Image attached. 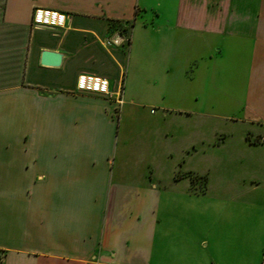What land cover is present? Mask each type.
<instances>
[{
  "label": "crops",
  "instance_id": "obj_1",
  "mask_svg": "<svg viewBox=\"0 0 264 264\" xmlns=\"http://www.w3.org/2000/svg\"><path fill=\"white\" fill-rule=\"evenodd\" d=\"M258 135L264 0H0V264H264Z\"/></svg>",
  "mask_w": 264,
  "mask_h": 264
},
{
  "label": "built area",
  "instance_id": "obj_2",
  "mask_svg": "<svg viewBox=\"0 0 264 264\" xmlns=\"http://www.w3.org/2000/svg\"><path fill=\"white\" fill-rule=\"evenodd\" d=\"M66 18L67 16L59 11L34 9L32 11L31 23L34 26L63 28ZM75 88L80 93L110 96L108 81L104 78L84 74L78 75L75 80Z\"/></svg>",
  "mask_w": 264,
  "mask_h": 264
},
{
  "label": "water",
  "instance_id": "obj_3",
  "mask_svg": "<svg viewBox=\"0 0 264 264\" xmlns=\"http://www.w3.org/2000/svg\"><path fill=\"white\" fill-rule=\"evenodd\" d=\"M59 62V55L50 53V52H43L41 54L40 63L43 65H51L56 66Z\"/></svg>",
  "mask_w": 264,
  "mask_h": 264
},
{
  "label": "rangeland",
  "instance_id": "obj_4",
  "mask_svg": "<svg viewBox=\"0 0 264 264\" xmlns=\"http://www.w3.org/2000/svg\"><path fill=\"white\" fill-rule=\"evenodd\" d=\"M257 141V142H260V141H264V135H258L256 137H252V141ZM179 176L178 174H176V177ZM189 178H190V181H191V184H194V178L196 176H192L191 174L187 175ZM196 180V179H195ZM199 183V190H202V186L204 184V181H203V178L201 177L200 181H197ZM192 188V186L190 187ZM0 258H1V254H0Z\"/></svg>",
  "mask_w": 264,
  "mask_h": 264
},
{
  "label": "trees",
  "instance_id": "obj_5",
  "mask_svg": "<svg viewBox=\"0 0 264 264\" xmlns=\"http://www.w3.org/2000/svg\"><path fill=\"white\" fill-rule=\"evenodd\" d=\"M246 139H248V137H247V136H246ZM252 142H253V143H255V142H257V141H255V140H254V141H252ZM202 178H203V177H202ZM203 181H204V178H203Z\"/></svg>",
  "mask_w": 264,
  "mask_h": 264
}]
</instances>
